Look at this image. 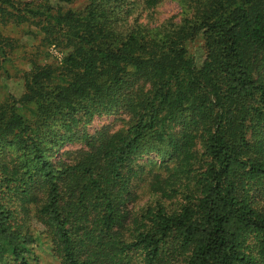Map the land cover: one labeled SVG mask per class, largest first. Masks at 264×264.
Segmentation results:
<instances>
[{"label": "trees", "instance_id": "16d2710c", "mask_svg": "<svg viewBox=\"0 0 264 264\" xmlns=\"http://www.w3.org/2000/svg\"><path fill=\"white\" fill-rule=\"evenodd\" d=\"M78 1L0 0V26L61 53L0 102V264L41 240L60 264H264V0H172L156 26L140 14L166 0ZM19 47L0 30V71ZM103 116L121 127L78 135Z\"/></svg>", "mask_w": 264, "mask_h": 264}, {"label": "rangeland", "instance_id": "374dc122", "mask_svg": "<svg viewBox=\"0 0 264 264\" xmlns=\"http://www.w3.org/2000/svg\"><path fill=\"white\" fill-rule=\"evenodd\" d=\"M17 1L30 2L32 0ZM53 3H55V1ZM83 4L84 2L80 0L70 5L68 8L76 10L81 8ZM180 19L181 9L179 4L176 1L166 0L155 9L142 11L138 21L140 23H148L151 24V26H156L168 20L177 22ZM0 30L5 36L17 39L20 45L12 57V62L7 65V70L0 71V102H2L8 93L16 97L20 95L21 83L18 79V77H20L19 72L29 69L30 60H35L41 64L55 63L60 60L61 53L53 46L45 48L41 41V35H39V32L34 27L9 24L4 27L0 26ZM198 45V43L194 44L191 50L195 53L197 58H200L202 56V51L199 49ZM120 120L121 119L118 116L94 117L91 122L79 126L78 135L80 136L82 133H87L92 136L103 126H111L113 130H117L122 124ZM83 148L84 144L82 141L67 143L58 150L57 156L59 154L62 155L66 152H74ZM136 163L144 166V169L146 170V174H144L141 179L133 180L131 183V192L137 196L135 207L142 208L149 203H153V200L155 199V197L151 196L150 192L147 190V184L150 178L148 177V171L149 168H152L153 173L158 172L159 161L153 154H149L138 158ZM34 228L39 232L42 231L41 226L34 224ZM32 252L29 264H60V262L52 255L48 241L41 240L40 242H37L32 246ZM34 258L37 259L36 262L34 261Z\"/></svg>", "mask_w": 264, "mask_h": 264}]
</instances>
